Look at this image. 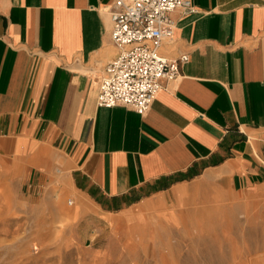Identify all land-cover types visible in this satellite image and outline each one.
<instances>
[{
  "label": "crops",
  "instance_id": "obj_1",
  "mask_svg": "<svg viewBox=\"0 0 264 264\" xmlns=\"http://www.w3.org/2000/svg\"><path fill=\"white\" fill-rule=\"evenodd\" d=\"M190 1L161 48L189 62L139 115L97 105L114 0H0V150L23 179L127 205L196 180L264 190V0Z\"/></svg>",
  "mask_w": 264,
  "mask_h": 264
},
{
  "label": "rangeland",
  "instance_id": "obj_2",
  "mask_svg": "<svg viewBox=\"0 0 264 264\" xmlns=\"http://www.w3.org/2000/svg\"><path fill=\"white\" fill-rule=\"evenodd\" d=\"M0 154V264H264L263 189L196 180L129 205L91 202L65 182L29 184Z\"/></svg>",
  "mask_w": 264,
  "mask_h": 264
},
{
  "label": "built area",
  "instance_id": "obj_3",
  "mask_svg": "<svg viewBox=\"0 0 264 264\" xmlns=\"http://www.w3.org/2000/svg\"><path fill=\"white\" fill-rule=\"evenodd\" d=\"M179 9L196 12L190 0H114L111 38L118 55L105 68L98 107H129L145 115L164 81L179 78L189 56L168 59L161 54L164 42L174 37L173 14Z\"/></svg>",
  "mask_w": 264,
  "mask_h": 264
},
{
  "label": "bare ground",
  "instance_id": "obj_4",
  "mask_svg": "<svg viewBox=\"0 0 264 264\" xmlns=\"http://www.w3.org/2000/svg\"><path fill=\"white\" fill-rule=\"evenodd\" d=\"M58 183V182H57ZM57 194V193H56ZM71 202V204H74V202L71 200L70 201ZM57 209H55V211H56ZM58 213L60 214V217H63V218H72V215H73V211L71 212V211H68V210H65L64 208L63 209H58ZM69 220V219H68ZM62 222V221H61ZM66 224V223H65ZM41 225V224H40ZM95 232V231H94ZM36 236V235H35ZM72 239V238H71ZM75 241V240H74ZM33 242V241H32ZM34 247L33 248H35V250L36 251H39V247L36 245V243L33 245ZM80 246V245H79ZM28 247V246H27ZM83 247V246H82ZM124 247H126L125 245H124ZM76 248V247H75ZM81 248V247H80ZM131 252V251H130ZM37 253V252H36ZM132 254V253H131ZM100 256V255H99ZM103 257V256H102ZM147 260V259H146ZM148 260H149V258H148ZM148 262H150V261H148ZM151 263V262H150ZM152 264V263H151Z\"/></svg>",
  "mask_w": 264,
  "mask_h": 264
}]
</instances>
